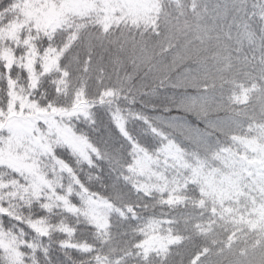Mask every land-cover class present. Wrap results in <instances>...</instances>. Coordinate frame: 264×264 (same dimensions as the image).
Segmentation results:
<instances>
[{
	"label": "trees",
	"instance_id": "16d2710c",
	"mask_svg": "<svg viewBox=\"0 0 264 264\" xmlns=\"http://www.w3.org/2000/svg\"><path fill=\"white\" fill-rule=\"evenodd\" d=\"M196 9L201 22L184 33H175L171 21L153 31L134 30L127 37L126 32L119 33L109 43L83 33L66 44L52 39L58 64L43 77L34 99L42 105L51 99L69 111L82 103L89 118H74L68 124L96 151L84 163L56 149L61 154L58 159L69 166L59 175L61 184H73L74 189L107 201L113 212L105 235H99L85 220L65 216L63 211L46 214L35 203L9 205L6 210L23 222L3 218L4 228L34 244L38 249L32 253L34 264H190L197 253L203 255L196 264H264V255L256 259L247 249L264 239V231L252 229L235 236L233 224L213 216L206 198L199 206L198 183L184 180L177 167L163 160L167 145L180 151L188 163L193 160L198 151L184 130L208 132L214 142L218 136L223 142L233 129L226 124L230 115L239 118L242 131L264 117V0H203ZM19 77L23 82L22 72ZM49 81H56L59 91ZM3 88L0 82V104ZM242 97L246 100L239 103ZM198 101L201 107L192 105ZM115 114L121 116L127 138L114 126ZM142 155L158 162L153 171L161 177L159 187L172 195V205L161 204L159 187L144 185L129 170ZM52 159L58 163L56 157ZM240 193L241 197L226 200L225 206L238 210L234 218L252 220L245 185ZM37 216L50 220L49 239L40 241L26 227ZM62 219L76 227L71 242L87 245L91 252L57 247L66 239L55 231ZM150 223H158L162 233L176 242L144 259L134 245L144 240L141 231Z\"/></svg>",
	"mask_w": 264,
	"mask_h": 264
},
{
	"label": "rangeland",
	"instance_id": "374dc122",
	"mask_svg": "<svg viewBox=\"0 0 264 264\" xmlns=\"http://www.w3.org/2000/svg\"><path fill=\"white\" fill-rule=\"evenodd\" d=\"M202 1L76 0L78 7L72 8L69 6V0H56V3H53V0H24L20 8L15 13H11L10 19L16 20L18 18L21 24H25L27 21H35L37 24H40L46 21L49 16H59L63 13H72L75 11L80 14L74 16L69 14L67 21L61 23L58 28L52 25L55 30H58L54 32V38L60 39L66 44L74 37L83 33L82 35L87 34L88 36L102 38V40L109 43V40L118 39L119 33L126 32L127 37L131 31H153L163 25V23L170 24L171 21L174 23L175 33L176 31L180 33L190 31L192 30L189 29L190 27L201 22V13L197 12L196 7L202 4ZM245 1L247 3L249 0ZM6 2L8 3V0H0V7L5 5ZM57 4H59V7H57ZM45 8H47V12L43 11ZM33 26L32 24H28V27ZM250 88L253 90L256 86L251 85ZM245 100L243 98L239 103H244ZM192 105L199 106L200 101ZM261 112H264V105L261 107ZM229 119L230 121L228 120L226 124L233 125V129L225 138H222L224 141L221 144L225 148H230L236 154L235 159H239L240 156H245L248 160L255 161L254 164L245 165L239 178L233 175L234 170L232 168L225 167L213 153L206 151L202 142H198L201 138H204L210 143L215 144L210 135L207 134L208 132L201 135L200 133H196V131L184 130V136L195 144L194 147L198 151L197 153H193V160L191 162L188 163L182 153L172 145L166 146L165 151H163L165 152L163 160H165V165L172 164V166L177 167V172L183 175L182 178L184 180L196 181L200 189L212 190V186L219 184L222 179L228 183L229 178H231L233 185L231 188V197L233 198L241 197L240 188L241 185H245L250 195L248 212L252 215L251 221L255 224V227H252L251 224H233L235 236L240 232L242 236L243 231L248 233L250 230L258 228L264 231V212H261V207L264 206V165L259 163L260 157L264 155V117L260 119L258 124L251 126L250 129H246L245 131H242L239 118L230 115ZM63 120H58V123L67 125L68 120ZM112 120L115 123L119 122L123 124L122 118L118 114L113 115ZM226 124L223 125L225 128L228 127ZM216 126L221 125L217 124ZM38 127L42 130L45 129L43 123H40ZM209 131L212 130L209 129ZM32 137L35 138L36 133L33 132ZM77 137L82 143L80 144V150L76 153L70 152L65 148L57 149L66 150L68 154L80 162L87 163L91 155L96 154V151L85 138L80 135H77ZM232 137L236 138L235 141H233ZM18 144H22V146L17 149L16 146ZM9 148H12L13 152L19 156L31 155L30 141L22 140L20 134L13 135L7 129H0V153L4 154L5 159L8 158ZM52 158L49 153L40 158V164L38 165L47 183L51 186L50 189L46 187L39 191V195L44 198L43 202L55 205V193L68 195L71 190L73 202L79 205V218L85 220L88 225L94 221H98L104 227L92 228L99 235H105L109 216L113 212L111 205L99 197L88 196L83 191L74 189L73 184L69 183V187L62 185L59 175L65 172V168L62 169L59 163H56ZM136 161H140V163L135 162L131 172L141 179L144 185L159 187L161 177L156 176L153 171V166L158 164V162L143 155L138 156ZM54 164L55 167L53 166ZM177 172L174 171V174L178 175ZM11 179L12 175L8 169L0 168V180L7 183ZM16 179L19 181L18 186L0 189V197H2L0 204L3 205V208H0V210H6L12 204L25 205L29 204V202L32 204L35 203L37 205L36 207L40 209L39 204L41 201L33 195L35 189L29 186L28 192L25 194L24 179L21 177H16ZM14 192L16 193L15 196L12 195ZM21 197L24 198L21 199ZM80 197H83V199H80ZM206 199L212 207V201L208 198ZM56 210L62 211V206H58ZM85 212L89 213V216H85ZM141 233L144 240H148L149 237L158 238V240H152L146 245L149 248L148 253H160L170 246L168 244L169 236L162 233L158 223L148 224ZM3 234L4 230L0 228V235ZM19 238L23 240V236H19ZM153 247L156 248L155 251L152 250ZM247 249L253 255H256V259L257 257L262 258L264 255V239L258 245L248 246ZM23 251L27 252V249H23ZM26 264H34L32 253H28Z\"/></svg>",
	"mask_w": 264,
	"mask_h": 264
},
{
	"label": "snow or ice",
	"instance_id": "6c2138e0",
	"mask_svg": "<svg viewBox=\"0 0 264 264\" xmlns=\"http://www.w3.org/2000/svg\"><path fill=\"white\" fill-rule=\"evenodd\" d=\"M23 3L24 0H8L7 5L0 7V82L4 84L2 89L4 100L0 104V129H7L13 135L20 134L22 140L30 141L31 155L19 156L13 152L12 148L8 150L7 159L4 158L3 153H0V168L8 169L12 175V179L7 183L0 180V189L18 186L19 181L16 177H21L25 181V194H27L29 186L35 189L33 195L41 201L39 204L41 212L51 214L58 206H62L65 216H72L78 220L80 217L79 205L73 202L71 190L68 195L55 193V205L43 202L44 198L39 195V191L46 187L50 189L51 186L47 183L38 165L40 164V158L50 153L52 157L57 158L62 169L69 167L65 165L63 160L58 159L61 154L57 153L56 149L65 148L76 153L80 150L82 141L79 140L74 127L70 123L65 125L58 123V120L88 119L90 112L85 109L82 103L74 104L71 111L58 108L51 99L48 100L47 104L42 105L39 100L34 99L33 93L41 89L43 77L49 75L53 71V66L58 64V49L51 44L55 32L52 25L58 28L61 23L67 21L69 14L74 16L80 13L73 11L59 16H49L46 21L40 24L35 21H27L25 24H21L18 18L16 20L7 18L10 12L15 13ZM53 3H56V0H53ZM69 6L72 8L78 7L76 0H69ZM57 7H59V4H57ZM43 11L47 12V8ZM28 24L34 26L28 27ZM21 72L24 76L23 82L19 77ZM49 83L52 84L54 91H59L56 81H49ZM107 95L111 96L112 93L109 92ZM40 123L45 125V129L42 130L38 127ZM114 126L127 138L123 124L117 122ZM33 132L36 133L35 138L32 137ZM220 134L225 135L222 129ZM232 139L235 141L236 138L232 137ZM198 142H202L206 151L213 153L225 167L232 168L234 170L233 175L237 178L240 177L246 164L255 163L254 160H248L245 156L235 159L236 154L230 148H225L221 144L219 136L216 138L215 144L204 138H201ZM21 146L22 144H18L16 147L18 149ZM136 163H140V161H136ZM259 163L264 165V155L260 157ZM53 166L55 167V164ZM129 170H132L131 166ZM232 186L231 178H229L228 183L222 179L219 184L212 186V190L201 188L200 195L202 198L199 201V206L203 207L206 203L205 198H208L212 201L211 213L219 220L234 225L251 224L252 227H255L251 220H246L242 216L234 218L238 210L225 206V200L232 198ZM157 190L163 197L160 200L161 204L172 205L174 203L172 195L170 193L166 194L165 187H159ZM12 195L15 196L16 193L14 192ZM23 198L21 197V199ZM80 199H83V197H80ZM175 202L179 203L180 198H176ZM28 206L31 207V202ZM0 208H3L2 204H0ZM129 211L131 212L132 209L130 208ZM261 212H264V206L261 207ZM84 215L89 216V213L85 212ZM3 218L14 219L17 224L23 222L18 216L11 215L7 210H0V228H4ZM89 226L94 228L104 227L98 221L90 223ZM26 227H29L30 231L39 237L40 241L50 238L52 230L50 220L45 221L44 218L37 216L36 221L33 222L30 219ZM55 231L66 238L58 242L57 247L60 249H70L73 252H81L82 254H88L92 251V248L87 245H78L71 242L69 238L75 236L76 227L67 223L65 219L57 222ZM19 232L22 233L23 229H20ZM152 240H158V238L149 237L148 240L137 242L134 245L140 250L137 255L143 252L144 259H147L149 248L146 245ZM176 240L178 241L179 238H176ZM174 242L176 241L168 239L169 245ZM23 249H27V252ZM36 250L38 249L33 243L20 239L19 234L11 228H4V234L0 235V264H26L28 253H34ZM152 250L155 251L156 248L153 247ZM46 253L47 250L44 254ZM201 255L203 253H197L193 256L190 264H196Z\"/></svg>",
	"mask_w": 264,
	"mask_h": 264
}]
</instances>
